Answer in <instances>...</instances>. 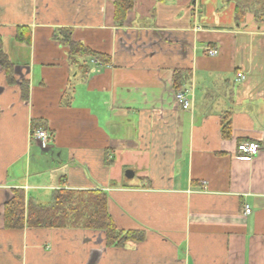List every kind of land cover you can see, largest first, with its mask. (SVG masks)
I'll list each match as a JSON object with an SVG mask.
<instances>
[{
    "label": "crops",
    "instance_id": "0c3cea01",
    "mask_svg": "<svg viewBox=\"0 0 264 264\" xmlns=\"http://www.w3.org/2000/svg\"><path fill=\"white\" fill-rule=\"evenodd\" d=\"M263 13L262 0H134L119 26L113 0H0L13 64L10 79L0 67V264H264ZM59 30L104 60L70 56ZM174 70L190 73L187 111ZM243 142L259 154L239 160ZM14 190L38 206L58 190L101 191L117 228L143 239L5 229Z\"/></svg>",
    "mask_w": 264,
    "mask_h": 264
},
{
    "label": "trees",
    "instance_id": "16d2710c",
    "mask_svg": "<svg viewBox=\"0 0 264 264\" xmlns=\"http://www.w3.org/2000/svg\"><path fill=\"white\" fill-rule=\"evenodd\" d=\"M163 2L165 0H159ZM134 0H113L114 22L119 26L124 22L126 14L132 9ZM264 5V0H262ZM238 12H246L245 8H238ZM264 14V13H263ZM261 19V15H259ZM54 34L56 39L59 34V43L66 46L70 56L87 59L104 60L97 54L80 43L71 39L68 30H59ZM18 40V39H17ZM0 40V67L8 79L13 72V64L3 53ZM189 71L174 70L172 76V89L175 93L182 92L184 85L189 81ZM20 94L23 100L28 97V83L22 81ZM45 130L46 124L40 120H33L31 132ZM46 131V130H45ZM224 136H228V125L222 129ZM4 227L8 230L22 229H84L104 233L106 247L123 246L126 242H139L143 239L141 232H123L119 230L108 213L107 197L101 191H68L58 190L53 193L52 202L48 206H38L32 202L25 203L22 190H14L12 198L4 206Z\"/></svg>",
    "mask_w": 264,
    "mask_h": 264
},
{
    "label": "built area",
    "instance_id": "2783aa9c",
    "mask_svg": "<svg viewBox=\"0 0 264 264\" xmlns=\"http://www.w3.org/2000/svg\"><path fill=\"white\" fill-rule=\"evenodd\" d=\"M206 51L210 57L217 55V51L215 49L206 48ZM236 80L238 82L244 80V75L242 73H238L236 75ZM174 98L183 111H187L191 108L192 99L188 92L185 91L176 93ZM32 136L39 142L42 149H45L48 146L50 137L46 131L42 129L36 130L32 132ZM237 151V158L239 160H251L259 154V146L254 142H243L238 144ZM244 212L245 214L250 213V210L247 206L245 207Z\"/></svg>",
    "mask_w": 264,
    "mask_h": 264
},
{
    "label": "rangeland",
    "instance_id": "374dc122",
    "mask_svg": "<svg viewBox=\"0 0 264 264\" xmlns=\"http://www.w3.org/2000/svg\"><path fill=\"white\" fill-rule=\"evenodd\" d=\"M85 61H87V60H85ZM80 63L82 64V63H84V62L81 60ZM43 164H44V166H45L46 168H49L50 166H52V163H50V160H49L47 157H45V159L43 160ZM124 175H125V173H124Z\"/></svg>",
    "mask_w": 264,
    "mask_h": 264
},
{
    "label": "water",
    "instance_id": "95a60500",
    "mask_svg": "<svg viewBox=\"0 0 264 264\" xmlns=\"http://www.w3.org/2000/svg\"><path fill=\"white\" fill-rule=\"evenodd\" d=\"M125 177L130 179L133 177V174L131 172H126Z\"/></svg>",
    "mask_w": 264,
    "mask_h": 264
}]
</instances>
